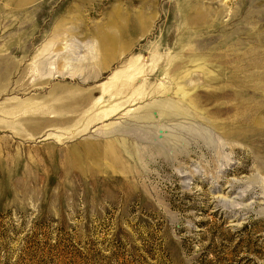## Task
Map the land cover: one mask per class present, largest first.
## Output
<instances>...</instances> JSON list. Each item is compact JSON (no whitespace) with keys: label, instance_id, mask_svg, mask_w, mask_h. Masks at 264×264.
Returning a JSON list of instances; mask_svg holds the SVG:
<instances>
[{"label":"rangeland","instance_id":"rangeland-1","mask_svg":"<svg viewBox=\"0 0 264 264\" xmlns=\"http://www.w3.org/2000/svg\"><path fill=\"white\" fill-rule=\"evenodd\" d=\"M121 229L264 264V0H0V261Z\"/></svg>","mask_w":264,"mask_h":264},{"label":"trees","instance_id":"trees-1","mask_svg":"<svg viewBox=\"0 0 264 264\" xmlns=\"http://www.w3.org/2000/svg\"><path fill=\"white\" fill-rule=\"evenodd\" d=\"M60 234H63L60 231ZM90 233L84 240L76 235L50 234L30 236L23 246L24 255L13 262L7 258L0 264H171L170 255L164 245L153 240L151 234L140 239L141 247L124 230L101 242L91 239ZM105 246L108 256L100 255L98 246Z\"/></svg>","mask_w":264,"mask_h":264},{"label":"bare ground","instance_id":"bare-ground-1","mask_svg":"<svg viewBox=\"0 0 264 264\" xmlns=\"http://www.w3.org/2000/svg\"><path fill=\"white\" fill-rule=\"evenodd\" d=\"M97 46L95 44H88L86 45V51H87V55L88 57L94 59L97 56ZM66 50H68V52H73L74 48H72V44L68 45L66 47ZM74 53V52H73ZM115 53V52H114ZM116 54V53H115ZM75 55V54H74ZM87 59V56L78 58V56H73L72 58H67V63L66 66L63 68V75L67 76V77H76L78 75H80L82 73V68L83 66H79L82 64L77 65L76 63L78 62H83ZM91 61V60H90ZM50 63V62H49ZM91 63V62H90ZM47 64V63H46ZM85 65V64H84ZM89 65V64H88ZM91 66V65H90ZM94 66V65H93ZM98 66V65H96ZM95 68V67H94ZM97 69V68H96ZM53 70V69H52ZM54 72V71H53ZM57 75V74H56ZM96 75V74H95ZM98 77V76H97ZM92 79V78H91ZM113 81V80H112ZM120 83V82H118ZM112 86V85H111ZM221 94V93H220ZM222 95V94H221ZM156 104V103H155ZM186 106V105H185ZM153 114V113H152ZM163 118V117H162ZM189 118V117H188ZM149 119V118H148ZM191 120V119H190ZM208 121V120H207ZM160 123V122H159ZM158 130V129H157ZM180 131V130H178ZM182 131V130H181ZM168 132V131H167ZM160 133V131H159ZM163 133V132H162ZM169 133V132H168ZM171 134V133H170ZM163 135V134H162ZM163 137V136H162ZM174 143V142H173ZM176 143V142H175ZM145 152V151H144ZM148 154V153H147Z\"/></svg>","mask_w":264,"mask_h":264}]
</instances>
